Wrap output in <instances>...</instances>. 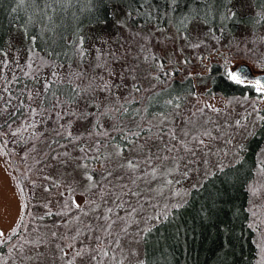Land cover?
<instances>
[{"label": "snow or ice", "instance_id": "1", "mask_svg": "<svg viewBox=\"0 0 264 264\" xmlns=\"http://www.w3.org/2000/svg\"><path fill=\"white\" fill-rule=\"evenodd\" d=\"M82 2L89 9L94 4V0H16L17 7L27 6L26 11L31 9L27 20L19 26L31 42L29 52L34 51L35 42L40 38L35 34L29 35V31L32 26L40 25V32L46 44L60 43L68 51L59 55L69 61L78 58L83 62L87 55L84 50L85 38L79 34L76 39L64 35L59 31L57 21L58 13ZM234 3L235 0H195L193 4L192 0H188L182 15H173L178 12L181 0H164L163 13L160 11L158 0H122L121 3L114 4L112 9L113 15L123 18L117 21L120 27H127V20L139 21L140 28L152 26L154 33L165 31L163 27L153 23L163 17L164 23L175 26L178 39L188 41L186 46L200 48L204 41L192 43L190 37L193 31L199 39L207 27L208 32L204 35L210 34V38L219 43L226 27L223 22L236 21L241 11L244 12L240 17L241 22L247 20L252 27H264V0H245V3L237 8L232 7ZM190 8L194 10L190 11ZM12 11L16 12L17 9L13 8ZM217 17L221 20V35H217L210 27V18ZM134 36L140 38L137 41L139 48L131 59L127 49L122 58L115 52L110 53L113 61L120 63L121 59L123 60L119 72L111 67L110 61L104 58L100 49L96 50L95 68H103L108 79L104 76L97 79L94 75L86 86L78 83L86 78L85 72L70 71L67 75L60 74L58 68H62L63 64H57L59 55L55 48L48 53L51 61L37 62L30 55L31 63L26 62L24 66L17 63L16 68L20 75L10 69L7 53L0 49V55L5 57L0 60V158L12 156V152L8 150L7 137L10 136L11 143L17 146L30 145L20 156L22 161L31 157L34 163H41L40 156H33L32 153L37 152V142H44L45 146L55 153L51 156L52 160L65 169L72 167L71 172H64L63 181L55 180L50 175L43 177L44 180L51 181L52 187L64 188V191L59 192L63 202L59 211L48 210L44 215L36 217L38 220L51 216L68 217L63 223L56 224V228L62 227L64 232L50 233L51 241H58L54 245V255L63 264H124L127 257L118 259L114 249H122L121 239L130 235L129 227L133 223L136 224L135 237H139L136 242L140 243L155 227L152 222L166 221L170 215L169 208L183 207L187 203L184 197L188 193L175 188V185L181 183V180L175 177L190 178V165L194 163L203 164L207 168L210 165V157L216 155L211 150V141L227 136L226 127H231L228 124L217 125L215 129L212 127L216 121L210 116L206 117L205 111L219 113L220 109L211 104L195 108L176 124L177 118L182 115L184 97L179 93L174 94L170 81L179 68L173 66L171 57L161 58L152 52L149 36L141 35L139 31L134 33ZM247 36L250 42H256L253 37L264 42V34L257 36V32L251 28ZM166 39L171 40L172 37ZM240 43H243V36L237 47ZM175 51L174 49L173 54ZM180 52H183V47ZM179 63L188 64L189 61L180 60ZM44 67L50 68L51 73L41 79V70ZM69 68L71 69V63ZM227 75L235 84L253 89L257 99L264 101V79L250 80L243 69L239 72L228 71ZM113 77L119 79L120 83H114ZM125 80H130L131 84L124 83ZM144 81H147L148 87L144 86ZM160 85H163V88L157 90ZM114 87L127 88L128 95H115ZM99 93H107V96L98 99ZM138 93L149 95L137 98ZM188 95L195 94L189 92ZM244 99L247 100L248 97L245 96ZM135 104H140L141 107H133ZM153 105H158L160 110L150 111ZM65 117H76L77 120L83 121L87 125V135L73 134L72 121H65ZM249 117H254L251 121L253 128L264 125V114L253 102L252 110L242 119L235 120V127L244 129L247 135L254 136L255 132L248 128ZM242 120L245 123H242ZM50 124H55V127H50ZM47 131L54 133L50 141L45 140ZM213 131L217 135L214 136ZM226 143H232L231 139L226 140ZM70 145L72 151L68 150ZM73 152L79 154L73 155ZM44 155L47 156L48 153ZM5 163L11 165L12 160H5ZM97 165L102 169L99 173L96 171ZM215 167L220 172L224 170V165L220 162H217ZM257 167L259 173L264 175V158L258 161ZM31 171L32 164H26L21 177L29 180L35 187V180H31L29 175ZM77 174L82 176L80 181H77ZM97 174L99 180L96 179ZM13 179L17 180V177L14 176ZM156 182H159L158 185L153 187ZM16 187L19 195L23 196L25 186L18 182ZM78 187L83 189L82 195L92 192L98 196L99 202L89 198L83 205L78 203L75 199ZM44 191L48 192L50 188L45 187ZM248 191L252 197L264 196V185L258 187L255 183L250 184ZM176 197L180 198L176 203H165L163 211H158L161 201ZM27 207L28 205L20 200L15 225L7 232L0 230V246L11 244L8 257L13 261L19 258L21 264L45 258L46 254L37 251V248L42 242L44 245L51 242L46 233H39L36 237L21 234L19 229L22 226L27 227L24 225ZM73 212L76 214L69 216V213ZM84 217L102 223L93 224L83 219ZM32 232H38V229L33 228ZM97 233H102L103 238ZM89 240L94 243H87ZM257 243L261 254L258 264H264V240H258ZM131 255L137 257V264H147L146 259L136 250H132ZM0 264H8L3 256H0Z\"/></svg>", "mask_w": 264, "mask_h": 264}, {"label": "rangeland", "instance_id": "2", "mask_svg": "<svg viewBox=\"0 0 264 264\" xmlns=\"http://www.w3.org/2000/svg\"><path fill=\"white\" fill-rule=\"evenodd\" d=\"M243 3H245V0H235V3L232 5V7L237 8ZM239 13L244 15L243 11ZM118 20H123V18L113 15L112 9V15L109 21L88 27V39L84 45V50L86 51L87 55L84 61L81 62L78 58L73 59L70 62L71 69L69 68L68 63L63 64V67L58 68V71L61 75H67L70 71H80L87 73L85 79L78 81V83H80L82 86H86L89 82V79L94 75L97 77V79L99 76H104L105 79H108V75L103 68H95V64L97 62L96 50L100 49V51L104 54V58L110 61L111 67L115 71L119 72L120 64L123 63V60L121 59L120 63L113 61L110 53L115 52L118 57L122 58L125 55L127 49L129 53V59H131V57L137 53L139 48L137 41H139L140 38L138 36H134V33L139 31L141 35L149 36L152 52L161 58L171 57L174 61L173 66L179 68V71L176 73V75L171 78L170 84L174 80L182 81L185 79V77H189L194 85L193 93L195 95H187L184 98V107L181 109L182 115L180 118H177L176 124H179L181 120L185 118V115L194 111L195 108L204 106L206 104H211L215 108L220 109L219 113L210 112L207 110L205 111L206 117L210 116L216 121V124L212 127L215 129L217 125H231V127H226L227 136L211 141V150L213 153H216V155L210 157V165L207 168L203 164L194 163L190 165L192 168V171L189 173L190 178L175 177L181 180V183L179 185H175V188L186 191L189 195L190 190L194 188L193 185H198L199 187L202 182L211 175V173L218 171L215 167L217 162L222 163L225 168L237 163L241 159L244 153L245 143L251 136L247 135L244 129L235 127V120L242 119V117L245 116L247 112L251 111L253 102L257 108L262 110V114H264V101L257 99L254 90L251 94L246 93L243 95L226 97L211 90L209 78L210 69L214 65L218 66L219 69L222 70L226 75L235 64L242 62L248 64L256 71H263L264 42H260L255 37L252 39L256 40V42H250L247 32L251 28V30L256 31L257 36H259L260 34H264V27H239V29L233 34H223L219 43H217L215 40H212L210 38V34L207 36L204 35V33L208 32L207 27H205L199 39H197L196 33L194 31L192 32L190 37L192 43H199L200 40L204 41L200 48H192L191 46H186L188 45V41L178 39L175 30L172 28H164V32L154 33L152 26L140 28L139 24L132 23V20L125 21L127 27H120L117 23ZM217 35H221V33H217ZM242 36L243 43H240L239 47H237V43ZM166 37H172V39L168 40ZM140 42L143 43V41ZM30 47V40L27 36H25L24 32L20 30V27L16 26L11 29L3 46L0 48L7 53L6 58L10 62V69L16 71L17 75L21 74L16 68L17 63L20 66H24L26 62L31 63L29 60L30 55L35 58L37 62L40 60H48L46 58L40 57L39 53H37L35 49L33 52H29ZM182 47L183 52H180ZM174 49L176 50L175 54H173ZM3 59H5V57L0 55V60ZM180 60H188L189 63L181 64L179 63ZM89 65H92V67H89ZM50 73V68H42L41 79H43L45 76H50ZM8 74L10 76L11 71H9ZM113 81L114 83H120L119 79L115 77H113ZM124 83L130 85L131 81L125 80ZM144 86H149L147 81H144ZM161 88H163V85L158 86L157 90H160ZM113 93L115 95H120L121 97L127 96L128 89H116L114 87ZM141 95L146 96L149 95V93L136 94L137 98H139ZM106 96L107 93H99L97 98L100 99ZM245 96L248 97L247 100L244 99ZM81 107H83V105H81ZM133 107H141V105L135 104ZM253 119L254 117H249L247 122L248 128L256 132L262 125L253 128L251 124ZM68 120L72 121L71 131L73 134L87 135L85 132V127H87V125H85L83 121L77 120L76 117H65V121ZM61 123H64V121H61ZM242 123H245V121L242 120ZM41 127L43 129V126ZM50 127H55V124H50ZM213 135L215 136L217 133L213 131ZM53 136V132L47 131L45 140L50 141ZM7 139L9 140L8 150L12 152V159H14L16 162L18 169L13 168L12 164L7 165L5 163V160H8L7 157L0 158V230L7 232L15 225L19 212L18 202L22 200L23 203L28 205V207L24 216V225L27 227L22 226L19 229L21 234H30L31 237H36L39 233H46L48 234V239L51 241V231L64 232L65 229L62 227L56 228V224L63 223V221L68 219V217L51 216L46 217L44 220L36 219V217L44 215L48 210H51L52 212L59 211L61 203L63 202V198L59 196V192L64 191V188L57 189L52 187L51 181L44 180L43 177L45 175H50L55 180L63 181L65 179L64 172H71L72 167L65 169L57 161L52 160L51 156L55 155V153L51 152L45 146L44 142H37V152L32 153L33 156H40L42 160L41 163H34L31 157H29V159L26 161H22L20 156L28 149V147H30V145L17 146L11 143L12 138L10 136L7 137ZM228 139H231L232 143H226V140ZM86 142L87 141H82V143ZM206 143H208L207 140ZM68 150L72 151L71 145L69 146ZM262 150H264V137L262 145L257 154L254 176L248 183L247 190L249 185L253 183L257 184L258 187L264 185V175L259 173L257 167L258 161L264 158V153H262ZM58 151H63V149H58ZM44 153H48V155L45 156ZM78 154V152H73V155ZM26 164H32V171L29 175L31 180H35V187H33L29 180H24L21 177V172L24 170ZM96 171L99 173L102 171V169L97 165ZM206 172L210 174L205 175ZM14 176L17 177V180L13 179ZM81 179L82 176L77 174V181H80ZM96 179H100L98 174L96 175ZM18 182L25 186V194L23 196H20L18 193V189L16 187ZM158 183L159 182L154 183L153 187H156ZM45 187H49L50 191L45 192ZM82 192L83 189L78 187L75 194V199L78 203L83 205L89 198L99 202V197L94 195L92 192H88L83 195L81 194ZM165 192L167 195V189H165ZM145 195H147V193ZM188 195L184 197L185 200L187 199ZM179 199V197H176L175 199L161 201V207L158 209V211H163V206L165 203L171 205L176 203ZM43 205H48V207L45 208ZM171 209L173 208H169L168 211L170 212ZM247 209L249 212L248 225L254 232V243L257 248V259L255 264H258L261 259V254L257 241L264 240V196L252 197L248 191ZM149 212H151V209H149ZM253 213L256 215L254 216ZM74 214L76 213H69V216ZM120 214L123 215V212ZM93 215H95V213ZM83 219L93 224L102 223V221L91 220L90 217H84ZM152 223L156 225L159 222L154 221ZM141 226L143 227V225ZM33 228L38 229V232H32ZM128 232L130 235L123 236V234H121L123 236L121 239L122 249H114V254L118 259H123L126 256L127 259L124 260V264H137V257L131 255V251L136 250V252L143 257V248L142 241L140 243L136 242L139 237H135V233L137 232V226L135 223L129 227ZM97 234L101 235L103 238L102 233ZM13 242H15V240ZM57 242L58 241H51L48 245H44L42 242L37 248V251L44 252L46 254L45 258H42L40 261H25L24 264H63V262L56 259L54 255V245ZM87 243L93 244L94 242L89 240ZM9 247H11V244L0 246V248H2V251H0V256H3V258L7 260L8 264H21L19 258H16L15 261L9 259ZM13 256H15V253H13Z\"/></svg>", "mask_w": 264, "mask_h": 264}, {"label": "trees", "instance_id": "3", "mask_svg": "<svg viewBox=\"0 0 264 264\" xmlns=\"http://www.w3.org/2000/svg\"><path fill=\"white\" fill-rule=\"evenodd\" d=\"M122 0H94L89 9L83 2L73 4L67 11L57 14L59 31L64 35L76 39L82 35L84 45L87 42V29L92 25L110 20L112 6ZM188 0H181L180 8L173 15H182L184 5ZM195 3V0H192ZM160 11H164V0H158ZM17 7L16 0H0V48L13 27L20 26L27 20L31 9ZM17 11L13 12L12 9ZM190 11L194 9H189ZM238 13L236 21H224L226 25L223 34H233L239 27L251 26L247 20L241 22ZM132 23L139 24V21ZM163 28L175 26L166 24L163 17L153 22ZM221 20L210 18V27L219 32ZM252 27V26H251ZM255 28V27H253ZM38 35L35 51L40 57L51 61L48 55L52 48L57 54L68 51L60 43L46 44L40 32V25H34L29 35ZM66 44L67 41H64ZM73 60V59H72ZM71 60V61H72ZM71 61L59 55L58 64H68ZM211 90L223 96L251 94L253 89L237 85L224 74L218 66L210 69ZM174 94L186 97L194 92V85L190 78L171 83ZM150 111H159L158 105H153ZM264 137V125L254 136H251L244 146L241 159L224 168L223 172L216 171L207 177L199 187L190 190L187 203L181 208H173L166 221L159 222L147 233L142 241L143 258L147 264H255L257 248L254 243V232L248 225L249 212L247 185L254 176L256 158ZM12 167L18 169L11 157Z\"/></svg>", "mask_w": 264, "mask_h": 264}, {"label": "water", "instance_id": "4", "mask_svg": "<svg viewBox=\"0 0 264 264\" xmlns=\"http://www.w3.org/2000/svg\"><path fill=\"white\" fill-rule=\"evenodd\" d=\"M241 69H243V71L245 73H247L248 77L250 80L255 79V78H262L264 79V70L263 71H256L254 69H252L248 64L242 62L239 64H235L230 71H234V72H239Z\"/></svg>", "mask_w": 264, "mask_h": 264}]
</instances>
